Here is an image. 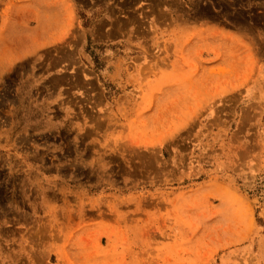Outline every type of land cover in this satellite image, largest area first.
<instances>
[{
    "label": "rangeland",
    "instance_id": "obj_1",
    "mask_svg": "<svg viewBox=\"0 0 264 264\" xmlns=\"http://www.w3.org/2000/svg\"><path fill=\"white\" fill-rule=\"evenodd\" d=\"M0 264H264V0H0Z\"/></svg>",
    "mask_w": 264,
    "mask_h": 264
}]
</instances>
